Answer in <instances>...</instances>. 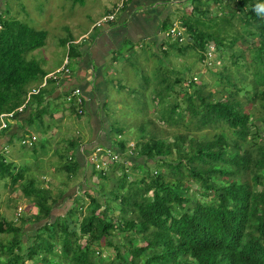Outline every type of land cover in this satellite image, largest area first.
Segmentation results:
<instances>
[{"label":"trees","instance_id":"trees-1","mask_svg":"<svg viewBox=\"0 0 264 264\" xmlns=\"http://www.w3.org/2000/svg\"><path fill=\"white\" fill-rule=\"evenodd\" d=\"M228 1L190 0L191 10L180 17L185 29L183 45L179 39L160 44V48L166 45L163 53L175 56L195 50L203 62L207 44L212 43L215 51L221 50L217 55L214 52L215 57L223 58L220 55L225 51L229 64L221 63L223 68L217 72L218 89L208 90L191 76L183 88L185 92H177L188 114L183 130H169L178 126L182 117L176 99L169 100L173 91L169 86L182 80L164 83L163 98L159 94L155 104L158 121L166 126L148 121L156 131L146 129L147 135L139 140L141 149L137 144L134 148L138 155L133 168L138 169L141 178L134 180L125 174L114 177L124 168L116 162L108 175L98 172V177L114 182L108 195L101 183L92 188L96 192L93 196L82 189L88 201L83 203L70 196L64 217L54 218V205L62 201L67 187L45 188L40 181L35 187V180L26 174L28 166L21 169L0 157V176L27 179V194L39 208L37 213L49 220L48 225L24 240L21 238L28 237L26 228L40 220L38 214L18 221L0 217V264H264V137L259 135L264 130V18L253 10L256 5H264V0H236L239 6L230 8L231 20L223 12L209 23L210 3L223 11L220 7ZM218 19L230 27L237 20L247 37L237 41L235 36L223 34ZM167 27L163 25L162 31L166 32ZM46 35L13 19L0 20V114L23 105L27 92L47 75L36 61L27 59L30 52L44 46ZM62 45L70 57L76 58L81 52L74 39L63 40ZM69 64L65 65L68 73L58 79L60 86L72 77ZM54 82L49 80L47 85ZM49 92L43 88L30 97L25 108L33 103L36 106L26 121L28 127L34 117L39 118L47 110L49 100L45 95ZM81 107H77L80 114L76 115L86 113ZM21 115L17 113L15 119ZM167 137L172 140L165 143L163 138ZM115 142L112 146L116 144L121 150L122 159L128 157V143ZM31 149L36 154H40L39 149L48 150L40 140L33 142ZM74 158L60 168L68 178L79 168ZM14 188L11 183L12 197ZM149 192L151 199L146 198ZM84 205L86 213L76 223V236L67 230L65 219L80 214ZM114 234L124 244L113 243ZM85 236L88 240L81 242ZM102 239L103 247H112L114 253H104L100 248ZM137 242L143 247L136 246ZM95 245L99 250L90 248Z\"/></svg>","mask_w":264,"mask_h":264},{"label":"rangeland","instance_id":"rangeland-1","mask_svg":"<svg viewBox=\"0 0 264 264\" xmlns=\"http://www.w3.org/2000/svg\"><path fill=\"white\" fill-rule=\"evenodd\" d=\"M71 1L73 0H7L5 2L7 12L3 16H0V20H3L4 18L8 20L10 16V18L19 20L31 28L46 32L47 35L44 46L27 55V59L36 61L46 74L56 71L62 61L64 63L67 59L68 64L72 61L73 57L68 55L67 48L62 45V38H68L71 35L74 37L73 39H78L82 34L88 32V37L92 39L96 34L103 31L104 26L115 21L103 23L100 27H97L92 31L90 30L91 24L108 15L110 11L107 13L106 10H111L110 6H107L102 13L95 14L97 10H94L99 6L98 0L90 1L85 8H80L78 4L72 6ZM238 4L239 1L236 0H231V2L228 1L225 4V7H220L223 9V11H221L217 10V4L210 3L208 17L212 20H210L209 23H211V21L213 23L214 19L219 17V15L222 16L223 12L225 18L231 20V17H229L231 13L230 8L239 6ZM183 10L184 11H181L180 13L169 15L167 21L164 23V25L168 26L167 29L171 28L174 23L181 21L180 17L191 10V5L189 4L188 6H185ZM246 10L247 9H245L244 12H246ZM71 16L73 17L72 19H74L71 20V24L74 25L65 27L66 18H70ZM63 17L65 19H63ZM201 17L202 16H200V18ZM217 21L222 25L223 19H218ZM237 28L239 29L240 35L236 33V31H238ZM222 31L223 34H231L232 36H235L237 41L242 36L247 37L245 30L237 20L233 22L232 27L227 24L225 26L222 25ZM168 41L169 38H165L164 42H166L167 45ZM186 41L189 43L191 40L189 39V42L188 40ZM123 42L124 44L115 52V56H111L106 60L109 64L115 59L117 61L112 63L114 72L105 77V81L108 85L107 89L104 91V97L106 98L105 105H96V108L98 109V118L95 116L93 119H98L99 123L104 121L107 124L108 130L106 137L112 143H116L115 141L117 140H122L125 143L134 142L137 144L138 150H140L142 146L141 142L139 143V140L147 135L146 129H148L149 132L156 131L153 126L147 124L148 121L153 120L162 128L166 126L158 121L159 115L156 111V104H158L160 100L159 94L161 95V100L163 98L162 93L164 92V83H172L174 79L182 80L179 81L176 86H169L170 90L173 89L169 96V100H173V98L176 99L175 101L178 104V111L182 116L180 124L176 127H170L169 130H183L184 124L188 120V114L184 111L185 101L182 97L177 95V92H185L183 91V88L186 86V82L191 76L196 77V82L204 83L208 90L218 89L219 81L216 79V77H218L217 72L221 71L223 68V66L221 67V63L225 64L226 62V64H229V62L226 61L227 59H225L228 54L225 53V51H222L220 56L224 57L217 59L215 55L220 54L221 50H216L215 55H213L211 59L206 61V57L203 62H201L199 61V55L195 50H188L182 56H175L174 54L172 55L171 52L162 53L160 51L161 48L159 49L145 41L134 42L125 39ZM183 42H180L181 45H183ZM206 66H210L214 71ZM73 67L74 63L71 62L69 69L71 72L73 71ZM242 70H244V68H242ZM235 74L236 72H234V75ZM61 87L62 89H66L67 85L62 83ZM86 99L87 98L85 97L81 107L82 109H86V113L81 116L76 115L75 106L72 103L67 102L66 96L64 98V95L62 94L61 96H58V99L49 102V107L47 108L51 111V115L55 114L52 111L57 112L59 107L63 108V110L60 109L59 115L63 114L65 118H69L66 124H70L71 128L69 130L68 127L63 128L62 125L59 128L58 123L60 122V119H56L55 117L51 118V120L49 119L45 121L42 129L35 126L34 132L40 134L39 140L48 150L39 149L38 151L40 154H36L31 148L21 146L18 143L8 145V152L3 148L0 149L1 158L6 163L11 162L13 166L21 169L25 166L30 168L26 174L28 177H32L35 180V187L39 181L45 188L59 189L62 186L67 187V191L62 197V201L54 205L53 209H55V211L52 212L53 216L65 214L66 206H70V199H68L70 196H73L76 200L83 203L88 201V199L84 200L85 195L82 189L91 196L96 194L92 189L95 187V184L101 183L103 186L102 191L107 195L111 190L110 184L112 183V179H102L100 176L98 177V172H90V175L93 174L96 177L89 178L87 176L79 175L80 169L76 167L75 173L71 178H68L67 174L60 169L65 163V158L69 155L68 151H71L69 149L70 146H76L82 141H89L93 135V128L95 127V129H99L101 127L98 123L94 122L93 124L91 120L92 111L87 105ZM255 115L258 116L257 114ZM252 120L253 119H251V121ZM30 132H33V130ZM259 135L264 137V130H260ZM79 138L81 140H79ZM133 139H137V142L133 141ZM163 139L165 143L172 140L170 137ZM113 146L114 148L117 147L115 144H113ZM41 155L44 160L40 159ZM43 163H45L46 171L40 169V165ZM32 168H35V170H32ZM136 171H138V169L134 168L132 170V173L134 174L133 178H141V176L135 175L137 174ZM140 171L142 170L140 169ZM74 176L75 178H73ZM84 177L87 182L86 185L84 184L81 186V179ZM114 177H120V175L116 172ZM11 183L15 185L13 192L18 191L20 193L19 198H13L10 196L9 192L11 190H9V188ZM41 185L37 188L41 187ZM69 186H75V188L72 189ZM29 187L30 182L27 179L23 181H20L19 179L18 181L13 180L12 177L9 179L7 176H0L1 218H5L7 221L15 219L18 207H24V210L20 215L23 218L26 217L28 211H39V208L35 207L32 199L29 198L27 194ZM150 196L151 194H148L147 197L150 199ZM35 198L36 193L33 195V199ZM98 199L101 201L100 198ZM4 206L7 208L6 210ZM85 208L86 206L84 205L83 211ZM39 214L41 217L44 215L43 213ZM82 214L84 213L79 215L76 214L73 219L79 220L80 215ZM73 219H71V224L73 223ZM23 223L24 222L22 221L20 222V224ZM39 228V224L26 228L28 237H23L21 239L26 240L27 238H31V236L34 235L35 230ZM114 236L113 243H119L118 245L124 244V242H120V237L116 234H114ZM1 237L0 234V238ZM84 240H88V236H86ZM103 243L104 239H102V246H100V248L104 249L106 255L109 256L111 253H114L112 247L104 248ZM136 246L143 247V243L137 242ZM90 248H96L99 250L97 245H95V247L90 246ZM27 263L30 264L31 262L27 261ZM49 263L51 262L49 261Z\"/></svg>","mask_w":264,"mask_h":264},{"label":"crops","instance_id":"crops-1","mask_svg":"<svg viewBox=\"0 0 264 264\" xmlns=\"http://www.w3.org/2000/svg\"><path fill=\"white\" fill-rule=\"evenodd\" d=\"M6 1L7 0H0V16H3L7 12V8H5ZM90 1L95 0H73L71 1V5L74 6L75 4H78L80 8H85L88 6ZM189 1L190 0H128L116 15L115 21L104 26L101 33L96 34L92 39L87 36L81 42H77L79 38L74 39V43H77L81 47V49H78L81 50V52L78 57L73 58L71 61L74 63V67L72 68V77L70 80L65 82L67 85L66 89H62L61 86L56 85V82H54V84H50L51 86L48 85L46 89H48L50 92L45 95V98H47L46 100H49L48 102L46 101V107H49V102H51L50 100L58 99V96H61V94L64 95L65 98V94L68 90H70L72 87L75 88L79 86L82 95L84 98H87V105L92 111L91 120L93 124L95 122L101 125L99 129H95V127L93 128V135L89 141H82L76 146H70L69 149L71 151H68L69 155H67L66 158L64 157L65 162H71V160L75 157L74 159L78 161L80 166L79 175L83 173L81 166L84 162L83 158H85L86 154L93 149V146L99 145L108 148L111 146L110 143H112L106 137L108 130L107 124L104 121L99 123L98 119H93L95 116L98 118V109L96 108V105H105L106 98L104 97V91L108 87L105 77L114 72L112 63L117 61L115 59L111 64H109L106 60L111 56H115V52L121 47V45L124 44L123 41L125 39H129L134 42L145 41L146 43H151L153 46H156L160 49V44L164 45L165 41L164 31H162L164 23L167 21L170 14L184 11L185 9L183 10V8L190 4ZM117 2L118 0H98L99 6L94 10H97L95 14L102 13L107 6H110L111 9H107V13L109 11L111 12L116 6ZM72 18V16L70 18H66L65 27L74 25L71 24V20H74ZM9 19L12 18L9 16ZM63 19L65 18L63 17ZM16 21L20 22L19 20ZM86 34H82L81 37ZM73 38L74 37L70 35L68 38H62V40L66 41ZM165 46L161 47V49L165 50ZM62 64L63 61L61 65ZM60 67L58 66V68ZM35 106L36 105L33 103L30 105V107L25 108L23 112H21L22 115L16 118L13 122L9 123L8 127L2 131L0 135V148L4 145H6L8 148L9 143L12 142L13 144H20L21 138L25 137L26 135L31 136L33 134L37 136V139L34 141L36 143V141H39L40 139V134L34 132L35 126L42 129L44 127L45 121L49 119L51 120L53 117L60 119V122L58 123L59 128L62 125L63 128L68 127L70 130L71 125L66 124L69 118H65L63 114L59 115L60 109L63 110V108L59 107V105L57 112L52 111L55 114L51 115V111L47 108L42 116L39 118L34 117L35 121L31 124V126L28 127L26 121H28L29 117L32 116L31 114ZM31 130H33V132H30ZM14 137H17L18 141H14ZM79 140L81 139L79 138ZM128 145L135 148L134 142H129ZM40 159L44 160L43 156H41ZM129 164L130 157H127L124 162H122L124 168L120 171L128 169ZM114 166L115 165H111L110 168L113 170ZM41 168L46 169L45 163L44 165H41ZM34 169L35 168H32V170ZM12 195L14 198L19 197L18 191L13 192Z\"/></svg>","mask_w":264,"mask_h":264},{"label":"built area","instance_id":"built-area-1","mask_svg":"<svg viewBox=\"0 0 264 264\" xmlns=\"http://www.w3.org/2000/svg\"><path fill=\"white\" fill-rule=\"evenodd\" d=\"M127 1L128 0H118L116 6L112 9V11L108 15H106L104 18L97 20L95 23H93L91 25L90 30L93 31L95 28L100 27L103 23L114 21L116 18V15L123 8L124 4ZM184 30H185L184 27L181 26V23L179 21L177 23H174L171 26V28H169L168 30H166V32H164V37L172 39V40L179 39V41L181 42L183 40ZM88 35L89 34H86L80 37L77 42L82 41ZM214 52H215L214 45L212 43L207 44V50L205 53L207 57L206 61L213 57ZM66 64H67V60H65V62L59 69L44 76L42 82L37 87L31 88L26 94V99L23 105H21L16 110L10 113L0 114V135L2 131L8 127L9 123L14 121V115L16 113L22 112V110L25 108L26 104L28 103L30 97L33 95H37L42 88L46 87L47 82L49 80H53L56 82V85H59L58 79L61 78L62 74L68 73V70L65 68ZM65 96H66L67 102H70L77 107L83 104L84 98L79 88H75L71 90V92L65 94ZM77 113L80 114V111L78 109H77ZM36 139H37V136L35 134L31 136L26 135L25 137L20 139V145L31 148L33 142ZM118 160H119V156L117 154L112 153L109 149L106 150V149L97 147L89 151L86 154L85 164L89 165L91 168L95 170L106 171L109 166H111L115 161H118Z\"/></svg>","mask_w":264,"mask_h":264},{"label":"clouds","instance_id":"clouds-1","mask_svg":"<svg viewBox=\"0 0 264 264\" xmlns=\"http://www.w3.org/2000/svg\"><path fill=\"white\" fill-rule=\"evenodd\" d=\"M256 13H257V16L258 17H260V18H264V5H256L255 6V8L253 9ZM181 23V22H180ZM184 32H185V30H184ZM182 41H184V33H183V40ZM67 60V59H66ZM65 62V61H64ZM68 63V62H67ZM67 65V64H66ZM50 74V73H49ZM190 80V79H189ZM188 80V81H189ZM194 80H196V77L194 78ZM188 81L186 82V85H187V83H188ZM197 81V80H196ZM46 87H48V85L46 86ZM46 87H44V88H46ZM75 88H79L80 89V87L79 86H77V87H75ZM75 88H71L70 90H68L66 93H69V92H71V90H73V89H75ZM43 89V88H42ZM81 90V89H80ZM82 93V92H81ZM84 97V96H83ZM75 106V105H74ZM75 111L77 112V106H75ZM80 111V110H79ZM17 114V113H16ZM15 114V115H16ZM19 114V113H18ZM15 115H14V120H15ZM97 147H99V148H102V149H109L112 153H114V154H117L118 156H119V160L118 161H115L112 165H115V163L116 162H120V163H122V162H124V160L127 158H124V159H122V157H121V155H120V152H121V150H118L119 148L118 147H116V149L114 148V146H112V144H111V146L110 147H108V148H106V147H102V146H99V145H97V146H93V149L94 148H97ZM129 147H131V149H129L128 147H127V153H128V157H130V164H129V168L128 169H126V170H124V171H117V173L120 175V176H122V174H125V175H127V177H129V178H133V173H132V170L134 169L133 167L135 166V159L137 158V155H138V153L134 150V148L132 147V146H130L129 145ZM1 148H6V149H4L6 152H8V150H7V146L6 145H4L3 147H1ZM0 148V149H1ZM92 149V150H93ZM83 164L81 165L82 166V171H83V173H81V176H87V177H89V178H92V177H96V176H94L93 174H91L90 175V172H99V173H102L103 175H108V173H109V171H111V168H110V166L107 168V170L106 171H101V170H95V169H93V168H91L89 165H87V164H85V158H83ZM79 169H80V166H79ZM120 172V173H119ZM136 173L137 174H135V175H138V176H141V174L139 173V171H136ZM156 172H154V174H155ZM82 178L81 179V182H82V184L85 182V180H86V178ZM98 178V177H97ZM134 179V178H133ZM132 179V180H133ZM101 180V179H100ZM135 180V179H134ZM146 181V180H145ZM112 183H114V182H112ZM111 183V184H112ZM81 184V183H80ZM110 184V185H111ZM126 190V189H125ZM122 193H124L123 191H122ZM148 194H151V192H149ZM148 194L146 195V198H148L147 196H148ZM19 198V197H18ZM149 199V198H148ZM150 199H151V196H150ZM118 200H120V199H118ZM99 202H101L100 200H98ZM33 202V201H32ZM34 204V203H33ZM86 206V205H85ZM24 207H18L17 208V211H16V221H18V219L19 218H21L22 216H20L21 215V213L23 212V209ZM101 210H102V208H101ZM55 211V210H54ZM81 213H86V210H84L83 211V208H81L80 209V214ZM36 214H38L39 216H40V214L39 213H37V212H31V211H28L27 213H26V217L25 218H29V216H30V218L32 217V219H33V217L36 215ZM118 213L117 212H115L114 213V216H116ZM64 215L65 214H63V215H59V216H53L54 218H56V217H64ZM79 215V214H78ZM83 215V214H82ZM82 215H80V219L79 220H74L73 219V223L71 224L70 222H71V219L69 218H67V219H65V221H66V223H67V230L70 232V233H75V235L77 236V234L79 233L78 232V229L76 228V223L77 222H80L81 220H82ZM23 218V217H22ZM32 223H33V225H40V228L39 229H41V228H43L44 226H46V225H48L49 224V220L48 219H46V218H44V215L41 217L40 216V220L39 221H37V222H35V221H32ZM19 224V223H18ZM37 230V229H36ZM86 237V236H85ZM81 242H83V241H85L84 240V238H81V240H80Z\"/></svg>","mask_w":264,"mask_h":264}]
</instances>
